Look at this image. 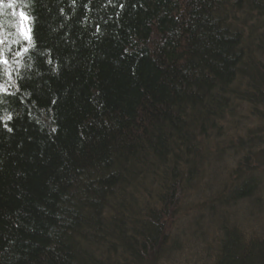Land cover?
<instances>
[{
    "label": "trees",
    "instance_id": "1",
    "mask_svg": "<svg viewBox=\"0 0 264 264\" xmlns=\"http://www.w3.org/2000/svg\"><path fill=\"white\" fill-rule=\"evenodd\" d=\"M0 21V264H165L183 235L161 209L186 186L258 193L264 0H16ZM237 108L254 126L235 137ZM232 214L209 264H264Z\"/></svg>",
    "mask_w": 264,
    "mask_h": 264
},
{
    "label": "rangeland",
    "instance_id": "2",
    "mask_svg": "<svg viewBox=\"0 0 264 264\" xmlns=\"http://www.w3.org/2000/svg\"><path fill=\"white\" fill-rule=\"evenodd\" d=\"M21 23H23L20 20ZM1 45V44H0ZM236 116H234L233 120L230 122L231 134L238 137L234 128H239V131L242 132L240 127L244 126H254L253 125V117L248 118L251 114V111L246 110L242 111L241 108H237ZM259 125V124H258ZM256 125V126H258ZM237 144L236 140L234 142ZM233 143V144H234ZM243 160L240 157L237 161V158L233 156H228V160L218 163L217 166L221 167L217 170V173H222V177L225 173L231 170L232 166H235L236 163ZM212 175L215 173L214 169L211 168ZM257 177L260 180V189L258 193H256L252 198L246 200V204H242V208H238L233 212L235 214V224L240 227L241 231L245 232L247 235L252 233V230H256V232L264 231V167L261 171L258 172ZM212 180V188H206L214 193L215 191H219L218 187L219 184H225L226 181L222 182L219 181L221 179H216L215 177H209ZM196 183H192L189 186L185 187V192L181 194L179 199V210L176 213L177 215L167 223L169 230L167 231L170 238H174L176 234H182L183 236L180 237L181 242L177 245L181 247V250L175 251L174 248L170 247L172 242L169 243V251L173 253V255H166L165 257V264H209L211 261L215 260L214 257L210 256L211 247L208 244L214 246V240L218 238L220 235V231L216 226V222L223 221L220 216L225 215L228 211H221L220 213L212 216L208 209L202 211V213L206 212V215H203L199 212L200 209H203L204 206L212 204V201L208 200V194L202 193L203 190H199L201 187L195 186ZM207 200V201H206ZM251 203L255 204V207L258 209H251ZM204 216L200 218V221L197 220V214ZM232 214V215H233ZM197 220V221H195ZM194 222L199 224L198 232H195V224ZM174 225H179L178 229L174 228ZM260 225H262L260 227ZM198 234V235H197ZM198 237V238H197ZM249 237V236H248ZM208 242V243H207ZM214 258V260L212 259Z\"/></svg>",
    "mask_w": 264,
    "mask_h": 264
},
{
    "label": "bare ground",
    "instance_id": "3",
    "mask_svg": "<svg viewBox=\"0 0 264 264\" xmlns=\"http://www.w3.org/2000/svg\"><path fill=\"white\" fill-rule=\"evenodd\" d=\"M21 25V24H20ZM20 31V30H19ZM1 40L2 41H4L3 39H2V37H1ZM207 185H203L199 190H201L202 191V189L205 187V189L203 190V192L202 193H204V194H208V200H210V201H212V204H210V205H207V206H204L203 207V209H200L199 210V212H201L202 213V211L205 209V207H206V209H208V211H209V213L212 215V216H215L216 214H218V213H220L221 211H231L232 213L233 212H235V210H237L238 208H242V204H246V202L245 201H240V202H233V200L232 199H229V200H226V202H222V200L221 199H218L216 196V194H215V196H213L212 197V195H214V193L213 192H211L210 190H208V189H206L207 187H206ZM207 201V200H206ZM170 205V204H169ZM179 206H180V204L179 203H177V204H171L170 206H168L166 209L165 208H162L161 209V215L164 217V216H167L166 218H165V220L162 218L161 219V222H163V223H165V224H167V223H169L170 221H172V219L174 218V217H172L173 216V213L175 212V213H177L178 212V210H179ZM163 210V211H162ZM201 213L200 214H197V220H199L200 221V218H203L204 216H201ZM203 215H206V212H204V213H202ZM143 218H146L145 216L143 217ZM197 220H195V221H197ZM222 220H224L225 221V224H226V222L228 221V220H225V219H222ZM166 221V222H165ZM201 222V221H200ZM142 223H143V221H142ZM195 224H197L196 226H195V231L196 232H198V229H199V224L198 223H196V222H194ZM224 223V222H223ZM237 229H239L240 231H241V229H240V227L238 226L237 227ZM241 233H245V232H243V231H241ZM246 234V233H245ZM197 264V263H196Z\"/></svg>",
    "mask_w": 264,
    "mask_h": 264
},
{
    "label": "snow or ice",
    "instance_id": "4",
    "mask_svg": "<svg viewBox=\"0 0 264 264\" xmlns=\"http://www.w3.org/2000/svg\"><path fill=\"white\" fill-rule=\"evenodd\" d=\"M16 3V0H8L6 3L5 0H0V11H2L4 8L11 9L13 8L14 4ZM20 20L23 22L20 25V31L18 35L22 36L24 41L31 45L32 42V35H31V24H32V17L27 14L26 11L22 10L19 13ZM3 22L0 21V30H3ZM14 43H19V40L14 41ZM0 44H3V41L0 40ZM29 49L28 47H23L22 51L27 52ZM17 55H20V53H17ZM0 64L7 65L8 60L4 57V53L2 50H0ZM4 121H9L12 119V116L10 114H5L2 118H0ZM5 127H7V124H5ZM11 131V129H9Z\"/></svg>",
    "mask_w": 264,
    "mask_h": 264
}]
</instances>
